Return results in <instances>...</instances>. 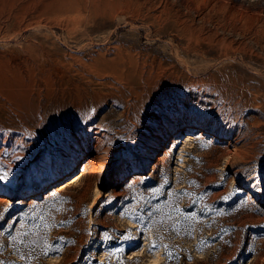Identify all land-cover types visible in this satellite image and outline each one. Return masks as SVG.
I'll list each match as a JSON object with an SVG mask.
<instances>
[{"label":"rangeland","instance_id":"374dc122","mask_svg":"<svg viewBox=\"0 0 264 264\" xmlns=\"http://www.w3.org/2000/svg\"><path fill=\"white\" fill-rule=\"evenodd\" d=\"M0 175V264H264V0H0Z\"/></svg>","mask_w":264,"mask_h":264},{"label":"bare ground","instance_id":"6f19581e","mask_svg":"<svg viewBox=\"0 0 264 264\" xmlns=\"http://www.w3.org/2000/svg\"><path fill=\"white\" fill-rule=\"evenodd\" d=\"M194 126H195V123L193 121H189L183 128L175 131L172 140L175 139L176 136L179 135V134L180 135L187 134L190 130H192L194 128ZM213 132H215V131H213ZM165 148L163 150H165ZM153 156H154L153 154H151V155L148 156V159L146 160V163H145L144 167L153 158ZM99 165L96 164V162L92 158H86V159H84L83 161H81L79 163V167H78V172L79 173L78 172L77 173H74L73 175H71V178L73 180L79 178V176L81 175V173H83L84 171H87L88 169H91L94 172H101L102 171V168ZM52 187L56 189V188H59V185H53ZM20 191L21 192H28V190H26V188L23 189V190H20ZM17 192H19V191H14L13 194H15ZM7 193L10 194L9 192H7ZM247 198H249V199H255L256 196L253 195V194L248 193L247 194Z\"/></svg>","mask_w":264,"mask_h":264},{"label":"snow or ice","instance_id":"6c2138e0","mask_svg":"<svg viewBox=\"0 0 264 264\" xmlns=\"http://www.w3.org/2000/svg\"><path fill=\"white\" fill-rule=\"evenodd\" d=\"M5 179H6V175H0V181L5 180ZM153 247H155V245Z\"/></svg>","mask_w":264,"mask_h":264},{"label":"water","instance_id":"95a60500","mask_svg":"<svg viewBox=\"0 0 264 264\" xmlns=\"http://www.w3.org/2000/svg\"><path fill=\"white\" fill-rule=\"evenodd\" d=\"M83 160H84V159H83ZM83 160H82V161H83Z\"/></svg>","mask_w":264,"mask_h":264}]
</instances>
